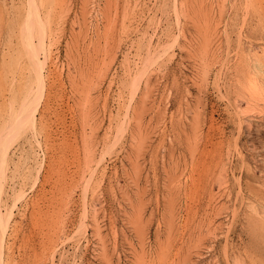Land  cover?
Wrapping results in <instances>:
<instances>
[{"label":"rangeland","instance_id":"obj_1","mask_svg":"<svg viewBox=\"0 0 264 264\" xmlns=\"http://www.w3.org/2000/svg\"><path fill=\"white\" fill-rule=\"evenodd\" d=\"M263 33L264 0H0V264H264Z\"/></svg>","mask_w":264,"mask_h":264},{"label":"bare ground","instance_id":"obj_2","mask_svg":"<svg viewBox=\"0 0 264 264\" xmlns=\"http://www.w3.org/2000/svg\"><path fill=\"white\" fill-rule=\"evenodd\" d=\"M264 34V33H263ZM261 37V36H260ZM262 39V38H261ZM263 52V51H262ZM257 65V64H256ZM260 66V65H259ZM258 70H259V68H257ZM262 72V71H261ZM264 80V79H263ZM259 82V81H258ZM261 82V81H260ZM257 83V82H256ZM250 89V88H249ZM261 93V92H260ZM253 95H254V92H253ZM260 112V111H259ZM4 159H5V157H4ZM3 235V234H2ZM4 236V235H3ZM3 236H2V238H3ZM4 239V238H3ZM2 244H3V240L1 241V243H0V246L1 247H3L2 246Z\"/></svg>","mask_w":264,"mask_h":264}]
</instances>
